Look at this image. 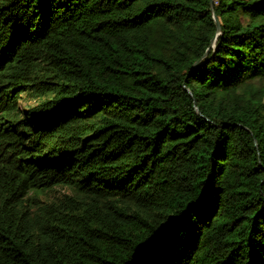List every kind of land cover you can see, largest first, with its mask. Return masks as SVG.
<instances>
[{
	"label": "trees",
	"instance_id": "16d2710c",
	"mask_svg": "<svg viewBox=\"0 0 264 264\" xmlns=\"http://www.w3.org/2000/svg\"><path fill=\"white\" fill-rule=\"evenodd\" d=\"M0 264H264V0H0Z\"/></svg>",
	"mask_w": 264,
	"mask_h": 264
},
{
	"label": "water",
	"instance_id": "95a60500",
	"mask_svg": "<svg viewBox=\"0 0 264 264\" xmlns=\"http://www.w3.org/2000/svg\"><path fill=\"white\" fill-rule=\"evenodd\" d=\"M210 4H211V2H210ZM210 9H211V12H212V6H211ZM212 14H213V12H212ZM213 20H214V23L216 25V36H217L220 33V26H219V23H218V21H217V19L215 17H213ZM215 39H216V37L211 41V46H213V44L215 42ZM208 51L206 52V54L208 53ZM198 64L199 63L194 64V66L192 67V69H194V67H196Z\"/></svg>",
	"mask_w": 264,
	"mask_h": 264
}]
</instances>
